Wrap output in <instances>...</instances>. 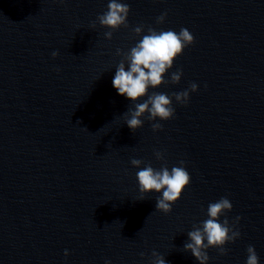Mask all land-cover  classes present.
<instances>
[{
  "label": "water",
  "instance_id": "1",
  "mask_svg": "<svg viewBox=\"0 0 264 264\" xmlns=\"http://www.w3.org/2000/svg\"><path fill=\"white\" fill-rule=\"evenodd\" d=\"M118 2L128 26L111 30L97 20L109 0H0V264H152L153 251L199 264L187 232L221 197L232 208L219 221L240 235L226 254L205 249L206 264H245L249 245L264 264V0ZM149 27L193 35L164 74L181 69L179 82L148 89L189 97L131 130L125 113L147 96L131 101L112 80ZM148 164L190 175L168 213L162 192H139Z\"/></svg>",
  "mask_w": 264,
  "mask_h": 264
},
{
  "label": "clouds",
  "instance_id": "2",
  "mask_svg": "<svg viewBox=\"0 0 264 264\" xmlns=\"http://www.w3.org/2000/svg\"><path fill=\"white\" fill-rule=\"evenodd\" d=\"M129 5L127 3L118 2V0H109L107 10L97 16V20L101 26H105L111 30L118 29L121 25L128 26L127 16L129 13ZM166 13H162L156 18L157 23L164 20ZM94 26V25H93ZM143 26H136L133 32L139 35L142 32ZM105 38L111 39L112 31L104 33ZM194 41L193 35L186 29L181 28L177 33L172 30L159 31L149 27L147 34L131 47L129 51L123 53V58L116 66L112 86L117 90L119 95H124L131 101H136L140 97L147 96L141 103H136L134 109H128L125 116V124L129 129L135 130L142 126L143 121L140 119L147 113L146 119L149 121L159 118L167 120L173 117L175 109L172 106V97L180 104H185L188 101L189 90L172 93L169 96L165 93L152 92L148 93L149 87L156 88L162 83L171 82L178 83L182 70L171 73L170 81L164 80V74L173 65V60L180 55L183 49L192 44ZM117 54H121V50L117 49ZM53 57L57 52L51 53ZM127 64V68L125 65ZM191 91L197 90V84L189 85ZM155 131L162 127L159 123L151 125ZM156 158L162 159V154L155 152ZM130 163L133 166H139L143 163L141 159L132 158ZM184 161H180L183 165ZM136 178L141 194L150 191L162 192V195L156 197L155 208L168 213L172 210L174 203L181 195L182 190L190 182V175L184 167H172L169 170L167 167L154 169L150 164L136 173ZM143 199V195L140 200ZM232 204L229 199L221 197L218 201L209 203L207 207V219L199 225H194L193 230L187 232L188 240L184 243L183 249L191 252L192 256L199 261V264H206L209 256L205 249L215 247L220 254H226V249L223 247L226 242H232L239 237V230H234V224L230 225L227 217L222 222L219 217L226 211H230ZM237 216L235 221H239ZM206 240V243L204 242ZM247 258L245 264H258V255L253 245H249L246 249ZM68 252L65 250V255ZM143 256V253H140ZM152 256L155 258L152 264H166L165 259L153 251ZM105 264H110L106 260Z\"/></svg>",
  "mask_w": 264,
  "mask_h": 264
}]
</instances>
